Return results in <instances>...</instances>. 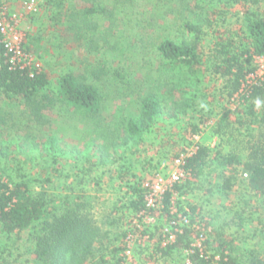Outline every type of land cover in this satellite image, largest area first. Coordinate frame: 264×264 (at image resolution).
<instances>
[{"label":"rangeland","instance_id":"1","mask_svg":"<svg viewBox=\"0 0 264 264\" xmlns=\"http://www.w3.org/2000/svg\"><path fill=\"white\" fill-rule=\"evenodd\" d=\"M2 1L8 7L11 25L17 23L11 38L17 35L23 40L29 61L48 73L52 89H58L61 78L70 72L79 77L87 75V81L100 85L106 94L100 104L99 125L73 108L66 113L59 101L44 110L49 122L40 125L22 98L7 100L0 95V135L3 145L9 144L8 156H2L0 150V168L14 169H8L4 178L14 173V179H19L18 172L24 174L31 189L50 201V213L64 206L67 199L85 203L83 212L101 229L103 243L109 248L101 247L95 260L104 258L109 264H172V259H158L155 253L163 231L171 227L165 209L152 220L134 213L130 202L138 198L134 189L144 191L146 181L156 174L168 176L178 171L179 154L197 144L208 146L214 164L190 180L186 194L176 195L171 205L190 212L197 208L195 219L212 230L224 226L226 238L242 248L241 255L254 251L256 259L264 263V196L247 188L243 166L222 165V158L235 148H245L252 138L248 136L250 130L257 136L263 129L252 120L243 96L232 100L237 93L229 95L220 74L208 66L191 71L173 68L163 64L159 50L163 41L183 37L182 18L202 12L215 21L211 32L217 33L203 41L205 56H211L212 44L219 36L243 34L248 12L259 7L264 13V0L258 5L244 0L229 1L231 5L227 0H67L60 17L49 12L47 0H36L39 11L35 14L27 7L31 0ZM182 3H189L183 12ZM94 4L97 13L88 15L85 24L84 13ZM73 22L81 24L76 23L75 28ZM253 65L264 79V62L254 61ZM94 67L100 79L92 75ZM149 94L160 99L163 115L143 139H126L130 120L140 115L141 100ZM224 118L234 123L232 139L224 129L217 131ZM239 120L251 121L250 130L240 126ZM103 133L107 139L101 137ZM53 134L61 140L64 151L45 150ZM26 135L37 137L35 149H28L23 140ZM108 140L117 145L108 146L110 158L103 160L97 144ZM20 146L25 152H19ZM73 148L76 150L71 152ZM17 162H22L18 171ZM228 178H233L230 190L224 188ZM124 232H128L126 238L121 237ZM40 234L41 224H35L8 240L0 227V264H37L34 250ZM96 246L100 248L101 244ZM115 248L120 250L111 253ZM213 253L212 249L207 251L208 255ZM174 258V264L189 263L187 255L175 254Z\"/></svg>","mask_w":264,"mask_h":264},{"label":"trees","instance_id":"2","mask_svg":"<svg viewBox=\"0 0 264 264\" xmlns=\"http://www.w3.org/2000/svg\"><path fill=\"white\" fill-rule=\"evenodd\" d=\"M66 1L47 0L48 6L46 8L49 12H53L55 17H60L62 15L60 9L65 7ZM219 1L223 2L224 0ZM229 1L239 2L240 0H227L226 3L231 5L232 2ZM244 1L247 4H259V0ZM94 5L93 8L84 13L85 24L88 22V15L97 13V6ZM182 5L181 11L183 12L189 3H182ZM197 7L203 9L200 6ZM72 14V16L77 15L76 13ZM182 20L181 30L185 31L183 37L179 41L165 40L159 47L163 64L190 71L208 66L214 73L225 78L226 89L230 96L239 93L246 77L256 71V67L253 65L255 58L264 57V13L259 7L255 11L248 12L242 28L243 34L239 36L236 33L229 35L225 33V35L219 36L212 44L211 56H205L203 41L211 33H217L211 32L215 24L214 19L208 13L200 12L198 14L193 13L191 17L185 16ZM81 22L83 21L81 20ZM81 22L76 23L81 24ZM73 23L75 24L74 27L77 28V24ZM5 53L6 50L1 42L0 33V95H3V98L7 100L22 98L31 110V117L40 125L49 122L44 110L56 104V101L64 104L66 113L70 108H73L77 114H82L83 118L87 117L92 120V123L99 125L98 121L100 122V120L97 118H100L101 114L102 106L100 104L106 94L100 85L87 81L89 79L87 75L82 74L79 77L68 72L61 78L58 89L54 90L47 72L36 67L12 69ZM92 70V75L95 78L100 76L97 73L98 68L94 67ZM242 99L250 108L252 120L256 121L263 131L255 136L250 130L251 121L239 120L237 123L240 126L246 125L247 130L251 131L248 136L252 138L246 141L242 151L235 148L231 155L223 157L222 165L226 168L236 164L243 166V174H248V178L245 180L247 188L257 195L264 196V84L250 87ZM163 110L162 103L156 94L143 97L140 115L136 119L130 120L126 139L141 140L145 135L151 133L154 124L163 115ZM72 114L74 113L72 112ZM19 123L22 124V120ZM234 128V123L228 122L224 118L217 131L220 133L224 129V134L230 133L232 139ZM31 136L26 135L23 140L29 146L28 149L33 150L38 144L35 143L37 137ZM248 136L246 134L244 139ZM101 137L106 138V134H101ZM60 145L61 140L53 134L44 146L45 150L49 152L64 151L65 148H61ZM97 145H99L101 159L107 160L110 158L108 146H116L117 144L108 140V142ZM197 146V151L185 160L184 166L186 171L192 173L194 179L203 174L205 167L214 164L211 148L201 144H197ZM8 147L9 144L3 145L0 135L2 156H8ZM18 150L25 152L23 146H20ZM75 150L73 148L71 152ZM21 167L22 162H17V171ZM8 169L14 170L0 168V227L2 234L8 240L14 234H19L35 224H41V234L37 237L34 250L37 264H109L104 258L99 261L95 260L96 254L102 248L104 250L109 248L103 243L105 237L101 229L96 228L87 213L83 212L82 208L85 207V203L69 202L67 199L63 204L64 206L56 207L50 213V201L31 189L24 174L18 172L19 179L17 177L14 179L12 176L14 173L9 176L7 174L9 181H6L7 176L4 178V174ZM232 180L233 178L225 180L224 188L226 190L232 188ZM185 183V185L176 186V192L179 196H184L186 194L185 189H189L192 184L190 181ZM134 193L138 198L131 200L130 207L134 213H140L145 210L144 191L135 188ZM171 200L172 194L168 193L165 200V211L169 222L175 218L170 211ZM180 203L179 200L178 204ZM191 210L190 217L194 221L197 208L193 207ZM181 211L184 212L182 207L179 209V212ZM182 229L183 232L177 236L174 243L163 246L161 240L159 241L155 249L158 259H172V264H174V255L178 254L180 256L187 255L190 264H244V262L246 264H264L256 259L254 251H247L241 255L242 248L235 245V241L226 238L224 226L214 228L209 234L204 244V254L199 249L192 247V230L186 226ZM127 236L128 232L121 235L123 238ZM98 243L101 244L100 248L96 246ZM1 246L3 245L0 243ZM211 249L215 253L208 255L207 251ZM118 250L120 249L115 248L111 253L115 254ZM5 252L6 250H2V253ZM187 252L190 253L186 254ZM12 255L9 254L10 257Z\"/></svg>","mask_w":264,"mask_h":264},{"label":"built area","instance_id":"3","mask_svg":"<svg viewBox=\"0 0 264 264\" xmlns=\"http://www.w3.org/2000/svg\"><path fill=\"white\" fill-rule=\"evenodd\" d=\"M27 7L31 14H35L39 11V5L37 4L36 0H31L30 3H27ZM9 19L10 17L8 7L3 1H0L1 42L5 46V55L8 57V61L11 65V68L32 69L35 66H33L31 61H29L28 59V56L23 47V40L17 35H14L13 39L11 38L15 28L14 25H17V23L11 19L15 23L11 25ZM257 61L264 62V57H256L255 62ZM263 67L264 66H261V69H263ZM36 68L39 69L38 66H36ZM259 73L260 72L258 71V67H256V71L246 77L241 91L237 93L235 97H232L233 101H237L240 96H244V94L247 93L250 87L264 84V79ZM197 149L198 146L195 145L192 150L184 151L177 157L176 163L179 167L178 171L169 174L168 176H164V174L158 173L156 174L154 179L146 181L143 186L145 195V210L140 212V217H146L153 220L156 215H158L165 209V200L168 193L172 194L171 203L173 205L175 204V196L178 195L176 192V186L182 184L183 182L190 181L193 179L192 173L186 171L184 166L185 160L188 157L192 156L197 151ZM242 175L243 177L248 178L247 173H242ZM173 205H171L170 211L171 214L175 216V218L171 221V227L165 228L162 233V237L160 239L162 245L166 246L168 244L174 243L177 239V236L183 232L182 227L186 226L190 228L193 232L192 247L199 249L202 254H204V244L207 241L209 234L212 232V229L210 228V226L198 221L197 219L193 221L190 217V210L186 209L184 212H179V210ZM129 239H131L130 236ZM129 253L130 252H128V254ZM188 264H190V262Z\"/></svg>","mask_w":264,"mask_h":264}]
</instances>
